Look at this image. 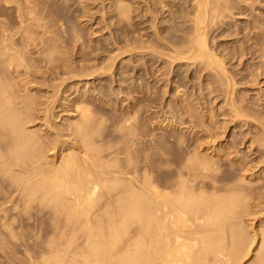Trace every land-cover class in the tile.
Wrapping results in <instances>:
<instances>
[{
  "label": "rangeland",
  "instance_id": "1",
  "mask_svg": "<svg viewBox=\"0 0 264 264\" xmlns=\"http://www.w3.org/2000/svg\"><path fill=\"white\" fill-rule=\"evenodd\" d=\"M219 2L230 8L210 20L206 41L220 64L180 54L196 0H0V81L48 173L62 171L63 155L79 169L98 154L122 171L92 214L111 188L167 179L199 157L214 168L197 184L245 193L240 224L250 242L238 264H264V0ZM80 132L91 140L87 156ZM22 184L0 170V264H54L63 250L87 264L79 223Z\"/></svg>",
  "mask_w": 264,
  "mask_h": 264
},
{
  "label": "bare ground",
  "instance_id": "2",
  "mask_svg": "<svg viewBox=\"0 0 264 264\" xmlns=\"http://www.w3.org/2000/svg\"><path fill=\"white\" fill-rule=\"evenodd\" d=\"M196 1L193 38L187 51L180 54L204 56L220 64L221 59L214 58L207 44V29L210 20L230 6L219 0ZM5 47L0 46L2 53ZM13 58L11 53L10 60ZM222 71L227 77L224 67ZM5 88L0 81V135L6 146V152H0V170L23 182L22 186L28 185V196L39 192L43 200L60 205L64 217L79 223L78 229L86 233L90 248L84 255L87 264H238L244 246L250 242L240 224L245 193L238 188L211 192L197 184L198 177L214 168L212 164L189 157L186 172L183 167H171L167 179L161 175L152 182L144 177L139 188H111L116 191L110 194L107 206L92 214L102 199L103 185L124 182L122 171L107 168L105 156L98 154L96 162L79 169L63 155L60 162L67 165L58 174L48 173L43 152L33 148L36 142L26 132L22 110ZM79 135L87 156L91 140L85 132ZM102 213L105 219L98 217ZM67 262L79 264L76 260L69 262L64 250L53 258L54 264Z\"/></svg>",
  "mask_w": 264,
  "mask_h": 264
}]
</instances>
